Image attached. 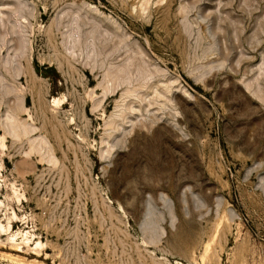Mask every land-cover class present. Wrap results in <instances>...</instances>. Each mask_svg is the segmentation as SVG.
<instances>
[{"label": "rangeland", "instance_id": "rangeland-1", "mask_svg": "<svg viewBox=\"0 0 264 264\" xmlns=\"http://www.w3.org/2000/svg\"><path fill=\"white\" fill-rule=\"evenodd\" d=\"M0 137V264H264V0H0Z\"/></svg>", "mask_w": 264, "mask_h": 264}, {"label": "bare ground", "instance_id": "bare-ground-1", "mask_svg": "<svg viewBox=\"0 0 264 264\" xmlns=\"http://www.w3.org/2000/svg\"><path fill=\"white\" fill-rule=\"evenodd\" d=\"M1 140H3V138H2V137H0V141H1ZM0 144H1V143H0ZM2 144H3V142H2ZM2 144H1V145H2ZM1 145H0V146H1ZM156 186H157V185H156ZM163 196H164V195H161V197H160V198H161L162 200H165ZM188 243H190V242H188ZM187 245H188V244H187Z\"/></svg>", "mask_w": 264, "mask_h": 264}]
</instances>
